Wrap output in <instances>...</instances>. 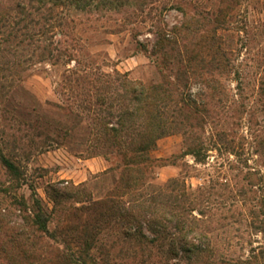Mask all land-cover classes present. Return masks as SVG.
Listing matches in <instances>:
<instances>
[{
    "label": "rangeland",
    "instance_id": "1",
    "mask_svg": "<svg viewBox=\"0 0 264 264\" xmlns=\"http://www.w3.org/2000/svg\"><path fill=\"white\" fill-rule=\"evenodd\" d=\"M49 23L0 25V264H264V0H84ZM134 82L164 86L168 124L197 104L198 127L124 184L116 150L148 136Z\"/></svg>",
    "mask_w": 264,
    "mask_h": 264
},
{
    "label": "trees",
    "instance_id": "2",
    "mask_svg": "<svg viewBox=\"0 0 264 264\" xmlns=\"http://www.w3.org/2000/svg\"><path fill=\"white\" fill-rule=\"evenodd\" d=\"M82 1L84 0H7L5 7L0 10V25H2L1 27L9 26V23H12V25H49L53 7L68 3H80ZM47 2L50 3V6H46ZM35 4H37L38 7L35 8ZM33 8L34 10H32ZM41 10H44L45 13H41ZM17 15L21 17L18 18ZM34 17H37V19L35 20ZM163 87L162 84L146 85L141 82H134L130 87V97L138 105V111L143 114L147 121L146 127L148 128V136L144 141L141 138H136L134 144L136 148L130 151L126 149L121 150V148L116 150L120 159L118 162L119 164L115 168L119 171L118 181L121 183L128 184L136 180L137 173L145 168V163L141 159V152L154 146L156 140L161 135L169 130L178 128L179 125H185L186 127L183 130V134H187L189 131L198 127V122L196 120H198L199 106L194 104V102L193 104H186L182 99L177 100L175 107H172L170 110L173 116L170 120L171 122L168 124L165 116L166 105L163 104V100L166 98V90H164ZM99 99L100 101L102 100L101 98ZM117 132L118 130L114 127H108L104 130L105 136H108V139H116ZM112 142L116 141L112 140ZM189 152L193 154L196 159L199 156V151L195 149H191ZM144 158L149 166H158L160 164L159 162H161V159L151 155H146ZM1 159L10 174L17 177L19 174L15 165L9 159L4 157ZM32 208V224L35 225L38 230L48 234V218L41 209L38 200L34 199ZM186 243L193 244L191 239ZM188 247L184 251L188 252L192 249H190L191 246ZM73 255H75V257H73ZM62 257L66 262H69V264H71L72 261L75 264H99L86 248L80 250L79 253L76 254L71 253L68 255L63 252ZM255 257H257V255H254V258Z\"/></svg>",
    "mask_w": 264,
    "mask_h": 264
}]
</instances>
